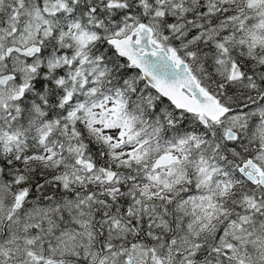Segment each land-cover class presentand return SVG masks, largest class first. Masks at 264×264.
Instances as JSON below:
<instances>
[{
	"label": "rangeland",
	"instance_id": "obj_1",
	"mask_svg": "<svg viewBox=\"0 0 264 264\" xmlns=\"http://www.w3.org/2000/svg\"><path fill=\"white\" fill-rule=\"evenodd\" d=\"M124 1L129 4V0H0V76L11 72L18 75L15 82L0 87V108L11 105L19 86L28 85L41 67L50 71L70 63L76 67L72 65L74 74L62 73H67L71 84L60 102L63 113L42 123L44 129L37 124L41 112L35 106V118L25 131L18 130L13 118L9 120L13 123L0 121L6 128L0 129V157L15 165L9 180L0 179L2 208L7 203L6 210L0 211V231L14 246L18 241L16 255L25 257L21 263L14 262L9 242L5 241L0 247V256L4 255L0 263L64 264L69 260L61 259L65 254L84 253L90 257L88 247L83 246L99 241L106 250L113 249L106 254L98 250L95 264H155L156 258L162 264H264V189L235 176L248 159L264 166V94L258 93L262 102L245 98L241 103L244 110L231 106L229 115L219 124H209L211 145L204 152L189 145L193 134L164 143L154 131L141 142L139 133L131 131L132 121L126 111L103 97L106 93L99 85L101 73L86 55L99 40L123 38L142 23L153 30L155 48L164 49L159 40H165L166 31L184 38L188 47L196 46L197 50L203 49L204 43L210 44L215 50L216 75L229 78L238 53L251 54L264 66V0H247V13L238 14L243 3L239 0H130L140 12L125 10L123 16L109 23H104L94 10L101 8L113 21L110 8ZM73 7L86 9V24L80 22ZM166 15L174 22L164 25ZM88 24L99 30H92ZM51 37L61 46L57 52L62 54L41 53L32 60L6 57L9 46L25 49ZM65 47L71 54H65ZM164 50L198 70L196 52L188 54L191 61H186L175 50ZM29 67L34 68L33 72ZM240 82H234L235 89ZM248 83L243 80L240 85ZM77 100L78 105L74 104ZM174 117L188 124L195 119L181 113ZM227 130L236 133L238 139L226 141ZM76 131L99 139L106 147L108 161L100 164L87 158L84 136ZM31 132L38 134L34 144L28 136ZM243 135L254 144L251 150L242 144ZM169 152L178 158V164L152 172L151 162ZM216 152L218 159L214 158ZM65 153H70L69 160L59 159ZM44 166H58L53 172L56 176L50 180L59 183L63 197L53 200L49 208L22 204L17 210L15 198L38 192V185L26 174ZM129 167H138V174L125 178L122 169ZM107 170L116 175L111 183H106L104 177ZM51 186L48 184V190ZM46 193L47 198L52 196ZM11 218L10 227H5ZM207 241L213 248L197 261L194 256ZM48 242L53 244L49 247Z\"/></svg>",
	"mask_w": 264,
	"mask_h": 264
},
{
	"label": "trees",
	"instance_id": "obj_2",
	"mask_svg": "<svg viewBox=\"0 0 264 264\" xmlns=\"http://www.w3.org/2000/svg\"><path fill=\"white\" fill-rule=\"evenodd\" d=\"M246 1L247 0H239V2L243 3L241 4L242 9L239 10L237 14L239 12L247 13L245 10ZM131 2L129 0V4H127V1L116 3L113 8H110L113 12L112 14L114 15V17L112 15L113 21L108 18L106 11H102L97 7H95L94 10L100 19L104 21V23L114 22L123 16L122 13L125 10L130 9V11L135 14L140 12V7H138V5L135 3L131 4ZM83 6L86 5L83 4ZM73 8L74 13L79 17L80 22L86 24L87 19L84 16L86 9L78 7ZM103 9H106V7ZM105 18L109 21L104 20ZM171 22L174 21H171L167 15L164 17V19H162V23L164 25H169ZM89 27L92 30H99V28L94 25H90ZM166 35L167 37L164 41L161 39L159 40V44L162 48L175 50L178 55L183 57V59L186 61L190 60L188 59V54H193V52H196L195 64L198 65V70H194L192 66V73L197 78L199 84L203 86L207 92L215 95L220 103H222L228 109L232 106L236 107L237 109L244 110L242 108L243 104H241L244 102L243 99H258V93L264 94V66L259 65L253 55L238 53L235 58V62L232 63V65H237L241 71V79L239 81H250V83L245 85H240L241 82L238 83V87L235 89L236 85H233L235 81H231L229 78H222L216 75L217 70L215 68L214 47H212L210 44L204 43V48L197 50L195 48L196 46L188 47L184 38L173 37L170 33H168V31H166ZM48 40L44 42L43 53L53 52V54H62L61 52H57L62 50L60 49L61 46L57 43H54V39L52 37ZM95 45L97 49H93L86 55L101 73L99 85L106 93L103 95V97L113 96L117 99L116 102L118 101L117 104L119 103L120 109L126 111V113L130 116L132 121L131 131L133 133H139L137 138L140 141L144 138L148 140L150 133L154 131L157 133L158 140L164 143H168L170 141L174 142L175 140L180 139L187 134H193L194 136L192 140L189 141V145H195L198 150L203 152L206 148H208L211 139L209 137L207 127H203L196 118L193 119V122L190 124H188L185 120L178 118L176 119L174 116L178 112L175 111L170 103L152 91V89H150L144 83L137 71L129 69L128 64L116 55V53L106 41L99 40ZM67 53L71 54V51L67 50L65 47V54ZM72 65L74 66V63H70L61 69L52 70L51 72H48L46 68H41L39 73H37L32 79L33 82L31 84V89L28 92V97H33L35 102L34 106L37 104L36 107L40 110L41 115L44 116L45 120L49 117L53 118L57 112L62 109V107L60 108V100L64 97L67 91L66 87L71 85L70 81L67 80V73H62L69 71L70 75L74 74V68ZM42 74H44V76H42ZM217 92H220L221 94L224 93V95L218 94ZM236 96L240 97L241 99H236ZM28 100L30 99L28 98ZM259 101L262 102V100ZM76 102L79 101L77 100ZM181 114H183L184 117L190 118L189 115L185 113ZM76 129L78 130V128ZM76 133L80 136H84L83 132ZM242 137L244 138L242 144L245 145V149L251 150L254 144L251 142L250 137L246 136V139L244 135ZM83 143L87 149V158L90 160L92 158L100 164L106 163L108 161L105 154L106 147L99 139H95L90 135H86L83 137ZM151 143V140H149V144ZM70 144H73V142H70ZM69 155L70 153H65L63 156H60L59 159L64 158L65 160H69ZM214 158H219L218 152L215 153ZM55 162L56 160L52 163ZM57 169L58 166L52 168L44 166L43 168H39L40 172L38 169H33V171L28 172L26 175L29 180H36L35 182L38 184V178H53L56 176L53 175V172H55ZM41 170L43 172H41ZM137 170L138 167L135 169L133 167L122 169L125 178L136 176L138 174ZM235 176L240 181L247 183L239 176V174H236ZM43 180H40L41 183H43ZM50 184H53L50 190H48V186L45 185L44 187L40 188V191L49 192L50 195L55 196V194L59 193V188L57 187L58 184L53 182V180H50ZM139 233H141V230ZM212 245L208 243V241L204 242L194 258H196L197 261H200L202 256L205 258L206 252L208 253L213 248Z\"/></svg>",
	"mask_w": 264,
	"mask_h": 264
},
{
	"label": "water",
	"instance_id": "obj_3",
	"mask_svg": "<svg viewBox=\"0 0 264 264\" xmlns=\"http://www.w3.org/2000/svg\"><path fill=\"white\" fill-rule=\"evenodd\" d=\"M153 30L143 24L136 26L132 32L124 38H112L107 44L116 54L129 63V68L137 70L143 79L157 94L168 100L179 111L197 116L202 124L217 122L224 117L228 110L222 107L218 100L204 90L191 74L188 64L180 60L175 54L168 55L165 50L154 48L152 45ZM16 52L19 56L33 57L39 52V48L31 46L26 49L10 48L7 55ZM12 75L0 78V85L12 79ZM241 78V72L234 65L230 72V80L237 81ZM227 141H235L237 135L227 131ZM178 158L172 153H165L157 157L152 165V171L166 168L177 163ZM248 168L247 172L243 169ZM241 175L252 185L260 184L264 188V175L258 166L251 160L242 165L239 170ZM106 183L115 179L112 171L104 173ZM257 177L260 180H257ZM155 264H160L155 259Z\"/></svg>",
	"mask_w": 264,
	"mask_h": 264
},
{
	"label": "flooded vegetation",
	"instance_id": "obj_4",
	"mask_svg": "<svg viewBox=\"0 0 264 264\" xmlns=\"http://www.w3.org/2000/svg\"><path fill=\"white\" fill-rule=\"evenodd\" d=\"M39 46L41 47V51H42V53H43V50H44V43H41V45L39 44ZM15 48L16 47H18V46H14ZM9 48H12V46L11 47H9ZM43 49V50H42ZM13 55H15V56H18L16 53H11L8 57L10 58L11 56H13ZM7 57V56H6ZM7 57V58H8ZM19 57V56H18ZM21 59H23V58H21ZM29 70L30 71H32L33 72V70H34V68L33 67H29ZM49 71V70H48ZM191 71H192V69H191ZM12 73V75H14V79H12V81H10L7 85H6V87L11 83V82H15L16 80H17V76L18 75H16L15 73H13V72H11ZM11 73H9V74H11ZM36 74H37V72H36ZM6 75V74H5ZM1 76H3V75H1ZM19 78V77H18ZM32 82H33V80H31L30 82H29V84L28 85H24V86H19V88H18V91L17 92H15L14 94H13V96H12V99H13V102L11 103V105H9L8 107H6V108H4V110L2 109V108H0V121L2 120V121H4V122H10V123H13L14 121H9L11 118H13V119H15V121H16V123L19 125V127H18V129H19V131L21 130V131H25V129H26V127H27V124L28 123H30V122H32V118L34 119L35 118V116H34V113H33V110H32V106H34V104H35V102H34V99H33V97H28V92L30 91V89H31V84H32ZM18 94H21V96L18 98V97H16V95H18ZM30 99V100H28V98ZM63 99V98H62ZM26 102V103H25ZM32 102V103H31ZM34 102V103H33ZM74 104H79V102H76L75 101V103ZM26 105H27V110L29 111H27L26 110ZM16 109H15V108ZM62 113H63V111H62V109L61 110H59L58 112H57V114L53 117V118H47L46 120H45V118L41 115V113H40V119H37V124H39V126L40 127H42L43 129H44V127H43V124L42 123H45L46 121L47 122H50V121H52V120H54V119H56V118H58V117H60L61 115H62ZM32 114V115H31ZM11 117V118H10ZM32 117V118H31ZM28 118V119H27ZM28 121H30V122H28ZM22 127V128H21ZM2 128V129H1ZM47 128H49V126H47ZM0 129H1V131L3 130V131H5L6 130V128L4 127V125L0 122ZM25 134H27V132H24ZM30 135V136H29ZM29 138H30V141H31V143L32 144H34L35 142H36V140L35 139H37V136H38V134L37 133H34L33 132V134H32V132L31 133H29ZM28 140V139H27ZM248 160H251V159H248ZM247 160V161H248ZM247 161H245V162H247ZM253 163H255L257 166H258V168L261 170V172L263 173V175H264V166H262L261 164H259L255 159H252L251 160ZM245 162H242L241 163V165H240V167L238 168V172H239V175H241V173H240V168L242 167V165L245 163ZM3 164V165H2ZM0 179L1 180H3V179H5V180H9V174H11L12 172H13V169H14V167H15V165H13L12 163L10 164V162L9 161H7V160H5V159H1V157H0ZM7 165H9V166H7ZM177 165V164H176ZM13 168H12V167ZM173 166H175V165H173ZM7 168V169H6ZM169 168H171V167H169ZM169 168H167V169H169ZM5 170H6V172H5ZM249 169L248 168H245L243 171L244 172H247ZM5 173V174H4ZM8 174V175H7ZM29 179V178H28ZM48 179H50L49 177H46V178H44V182L43 183H41V181H39L38 182V192H32V193H30L29 194V197H28V195L27 194H23V195H20L21 197L20 198H15V202H14V206H15V208L18 210L20 207H22V204H26V207H30V206H34V205H40V206H43V208L44 207H46V208H49V207H52V205H54V203L52 202L53 200H55V199H59V198H62V197H60V193H57V194H55V195H57V196H53V197H50V199L48 200V199H46L47 198V195H48V193H46V192H42L41 193V191H40V188L41 187H43V186H45V185H47L48 186V184H50V180H48ZM0 180V185H1V183H2V181ZM257 180L259 181L260 180V178H258L257 177ZM31 181H33V180H31ZM46 182H49L48 184H46ZM55 183H57V182H55ZM43 184V185H42ZM58 185H59V183H57ZM41 186V187H40ZM255 188H258L259 187V185H256V186H254ZM68 195V194H67ZM8 196V195H7ZM17 196V195H16ZM45 197V198H43V197ZM49 196V195H48ZM43 198V199H42ZM73 197H71V198H68V199H72ZM7 199V198H6ZM20 199H22V200H20ZM44 199H46L45 200V202H44ZM0 200H2V197H1V194H0ZM9 201H12V198H11V200H9ZM47 201V202H46ZM50 201V202H49ZM20 202V203H19ZM47 203V205L45 206V205H43V204H46ZM49 203H51V204H49ZM50 205V206H49ZM5 207H7V203H5ZM2 208V204H1V202H0V211H4V210H6V208ZM12 220H13V218H11L10 220H7L6 221V223L4 224V226L6 227V226H9L10 227V224L12 223ZM0 229H1V227H0ZM4 236H5V238H4ZM3 236V233H2V230L0 231V247H1V245H2V243H4L5 241L6 242H9V247H10V250H9V253H12L13 255H14V259H13V261L15 262V261H17V262H23V261H25V257L22 255V256H18V255H16V253L15 252H17L18 251V249L16 250V247H18V245H19V243H18V241H16L15 240V243H16V246H14V244H12V242H11V239H9V237L8 236H6V235H4ZM5 239V240H4ZM9 239V240H8ZM86 241V240H85ZM98 241V240H97ZM52 244H53V242H51ZM51 243H49V246L50 245H52ZM85 243H87V241L85 242ZM98 243L99 244H97V242H90V245H84L83 247H88V249H89V252H90V257L89 256H87L86 254H84V253H82L81 255H79V256H75L74 254H71V255H67V254H65L61 259H69V260H65L64 261V264H68V263H66V262H69L70 264H80V263H84V264H86L87 262H90V264H95V260L98 258V250H99V253L100 254H106L108 251H110L111 249H113V247H107V250H106V248L104 247V245L102 244L103 242H99L98 241ZM132 243V242H131ZM123 244H126L125 242H123ZM130 244V243H129ZM14 246V247H13ZM108 248H111V249H109L108 250ZM103 249H105V250H103ZM12 250V251H11ZM4 255H1L0 256V260H2V257H3ZM8 256V255H7ZM9 257V256H8ZM16 257V258H15ZM21 257V258H20ZM23 258V259H22ZM32 259V257H30L29 258V261H32L31 260ZM28 260H27V263H30ZM0 264H10V263H0ZM162 264V263H161Z\"/></svg>",
	"mask_w": 264,
	"mask_h": 264
},
{
	"label": "bare ground",
	"instance_id": "obj_5",
	"mask_svg": "<svg viewBox=\"0 0 264 264\" xmlns=\"http://www.w3.org/2000/svg\"><path fill=\"white\" fill-rule=\"evenodd\" d=\"M108 2V1H107ZM74 3V2H73ZM111 5V4H110ZM13 7V6H12ZM19 9V8H18ZM17 9V10H18ZM101 9V8H100ZM92 10V9H91ZM70 11V10H69ZM11 12V11H10ZM101 12V11H100ZM59 13V12H58ZM90 13V12H89ZM99 13V12H98ZM110 13V12H109ZM91 14V13H90ZM107 15V14H106ZM110 15V14H109ZM90 16V15H89ZM95 16H96V14H95ZM111 16V15H110ZM86 17V16H85ZM91 17V16H90ZM98 17V16H97ZM102 17V16H101ZM112 17V16H111ZM113 17H114V15H113ZM135 17V16H134ZM142 18V17H141ZM56 19V18H55ZM86 19H88V17L86 18ZM90 20V19H89ZM104 20H106V21H109V20H107L106 18L104 19ZM111 20V19H110ZM103 21V20H102ZM59 22V21H58ZM87 23H91V21L90 22H87ZM116 24V23H115ZM101 25V24H100ZM108 25V24H107ZM88 26H90L89 24H88ZM55 27V26H54ZM2 29V28H1ZM108 30V29H107ZM109 31V30H108ZM132 32V31H131ZM53 33V32H52ZM218 34V33H217ZM129 35V34H128ZM40 37H42V36H40ZM126 37V36H125ZM124 38V37H123ZM112 39V38H111ZM115 39V38H114ZM117 39H121V38H117ZM109 40V39H108ZM108 40H106V42L108 41ZM184 40V39H183ZM48 41H50V40H48ZM55 43V42H54ZM53 43V44H54ZM176 43V42H175ZM40 44V43H39ZM52 44V43H51ZM41 45V44H40ZM59 45V44H58ZM57 45V46H58ZM185 45V44H184ZM15 46V45H14ZM14 46H12V48L14 47ZM34 47H37V48H39V52L37 53V54H35L33 57H28V58H26V57H23V56H19L16 52H12V53H16L20 58H23V59H26V60H32V59H34V58H36L38 55H40L41 53H42V51H41V47L39 46V45H33ZM207 46V45H206ZM205 46V47H206ZM9 47H11V46H9ZM31 47V46H30ZM47 47V46H46ZM16 48H20V47H16ZM26 48H29V47H26ZM25 48V49H26ZM10 49V48H9ZM49 49V48H48ZM43 50V49H42ZM7 53V52H6ZM53 53V52H52ZM201 53V52H200ZM11 54V53H10ZM9 54V55H10ZM44 54V53H43ZM45 54H48L47 52L45 53ZM173 54H175V53H173ZM51 55V54H50ZM49 55V56H50ZM53 55V54H52ZM176 55V54H175ZM6 56L8 57V55L6 54ZM177 56V55H176ZM178 57V56H177ZM198 57V56H197ZM11 59H12V57H11ZM24 62V61H23ZM41 68H44V67H41ZM40 68V69H41ZM39 69V70H40ZM61 69V68H60ZM50 71V70H49ZM48 71V72H49ZM51 72V71H50ZM38 73V72H37ZM46 73V72H45ZM44 73V74H45ZM44 74H42V76H44ZM262 74V73H261ZM7 75H12V73L11 74H6V75H3V76H7ZM3 76H0V78L1 77H3ZM13 76V78L12 79H14V75H12ZM225 76V75H224ZM205 78V77H204ZM12 79H10V80H8L7 82H6V84L3 86V85H0V87H2V88H5L6 87V85L10 82V81H12ZM142 79V78H141ZM211 79V78H210ZM143 80V79H142ZM220 80V79H219ZM206 82V81H205ZM145 83V82H144ZM146 84V83H145ZM150 89H152L148 84H146ZM152 91H154L153 89H152ZM155 92V91H154ZM156 93V92H155ZM157 94V93H156ZM211 94V93H210ZM159 97H161V98H163L162 96H160L159 94H157ZM212 95V94H211ZM21 96V94H18V95H16V97H20ZM214 98H216L215 97V95H212ZM31 99V98H30ZM163 99H165V98H163ZM217 99V98H216ZM166 100V99H165ZM218 100V99H217ZM166 101H168V100H166ZM37 102V101H36ZM169 102V101H168ZM218 102H219V104L222 106V107H224V108H226L227 110H228V112L224 115V117L225 116H227V115H229V113H230V109H228L227 107H225L222 103H220V101L218 100ZM26 103V102H25ZM32 103V102H31ZM34 103V102H33ZM170 103V102H169ZM47 104V103H46ZM37 105V104H36ZM36 105H35V107H36ZM170 105H171V103H170ZM44 106V105H43ZM47 106V105H46ZM172 106V105H171ZM173 107V106H172ZM15 108V107H14ZM174 109H175V111L176 112H178V113H185V114H187V115H190V114H188V113H186V112H183V111H179V110H177L175 107H173ZM16 109V108H15ZM44 112V111H43ZM42 112V113H43ZM32 115V114H31ZM43 116V115H42ZM44 117V116H43ZM224 117H222L221 119H223ZM11 118V117H10ZM32 118V117H31ZM28 119V118H27ZM221 119H219L217 122H215V124H218V123H220V120ZM31 120H34L33 118L31 119ZM28 122H30V121H28ZM22 128V127H21ZM19 130V129H18ZM21 131V130H20ZM76 132H79V131H76ZM64 133V132H63ZM225 133H227V131L225 132ZM25 134V133H24ZM33 134V133H32ZM77 135V134H76ZM30 136V135H29ZM218 136V135H217ZM31 138V137H30ZM195 138V137H194ZM36 140V139H35ZM211 145V144H210ZM77 148V147H76ZM233 148V147H232ZM260 158V157H259ZM39 160V159H38ZM35 161V160H34ZM155 161V160H154ZM154 161H152L151 162V165H150V168L152 169V165H153V163H154ZM11 164V163H10ZM3 165V164H2ZM1 166V165H0ZM7 166H9V165H7ZM12 167V166H11ZM13 168V167H12ZM242 168V167H241ZM240 168V169H241ZM7 169V168H6ZM245 169V168H244ZM243 169V170H244ZM38 171H39V169H38ZM107 171H111V170H107ZM5 172H6V170H5ZM40 172V171H39ZM41 172H43L42 170H41ZM106 172V171H105ZM104 172V173H105ZM113 172V171H112ZM114 173V172H113ZM5 174V173H4ZM19 174V173H18ZM115 174V173H114ZM8 175V174H7ZM47 176V175H46ZM52 177V176H51ZM55 177V176H54ZM104 177H105V175H104ZM115 177H116V175H115ZM240 177L242 178V179H245L242 175H240ZM44 178V177H43ZM48 180H50V179H48ZM105 180H106V177H105ZM36 181V180H35ZM38 181H40L39 179H38ZM44 182V181H43ZM52 182V181H51ZM21 183V182H20ZM38 183V182H37ZM45 183V182H44ZM19 184V183H18ZM9 185V184H8ZM43 185V184H42ZM53 185V184H52ZM20 186H22V184L20 185ZM41 187V186H40ZM44 187V186H43ZM39 188V187H38ZM103 192V191H102ZM42 193V192H41ZM79 193V192H78ZM106 194V193H105ZM43 197V196H42ZM51 197H53V196H51ZM63 197V196H62ZM43 198H45V197H43ZM42 198V199H43ZM247 198V197H246ZM46 199H48V198H46ZM46 199H44V202H45V200ZM50 199V198H49ZM48 199V200H49ZM77 199H78V197H77ZM20 200H22V199H20ZM47 202V201H46ZM50 202V201H49ZM20 203V202H19ZM49 204H51V203H49ZM41 205V204H40ZM40 205H38V206H40ZM43 205H47V203L46 204H43ZM62 205V204H61ZM73 205V204H72ZM35 206V205H34ZM50 206V205H49ZM53 206V205H52ZM56 206V205H55ZM59 206V205H58ZM43 207V206H42ZM74 209V208H73ZM47 210H49V209H47ZM34 211V210H33ZM42 211V210H41ZM118 212V211H117ZM48 213V212H47ZM61 213V212H60ZM52 214V213H51ZM56 214H57V212H56ZM59 214V213H58ZM83 214V213H82ZM140 214V213H139ZM41 217V216H40ZM45 217V216H44ZM119 217V216H118ZM74 219V218H73ZM70 220V219H69ZM22 221V220H21ZM52 221V220H51ZM88 221V220H87ZM48 223V222H47ZM50 223H48V227L49 226H51V225H49ZM41 225V224H40ZM47 225V224H46ZM58 225V224H57ZM30 226V225H29ZM29 226H27L28 228H29ZM35 227H37V225L35 226ZM41 227V226H40ZM39 227V228H40ZM46 227V226H45ZM52 227V226H51ZM8 228V227H7ZM28 228H26V229H28ZM54 228V227H53ZM67 228V227H66ZM41 229V228H40ZM52 229V228H51ZM12 230V229H11ZM53 230V229H52ZM64 230V229H63ZM28 231V230H27ZM41 231V230H40ZM39 231V232H40ZM65 231V230H64ZM140 231V230H139ZM8 232V231H7ZM38 232V233H39ZM47 232V231H46ZM48 232H51L50 230H48ZM63 232V231H62ZM17 233V232H16ZM99 233V232H98ZM152 233V232H151ZM9 234V233H8ZM24 234V233H23ZM40 234V233H39ZM53 235V234H52ZM37 236V235H36ZM80 236V235H79ZM44 237V236H43ZM36 239V238H35ZM38 239V238H37ZM43 239V238H42ZM112 239V238H111ZM39 240H40V238H39ZM57 240V239H56ZM126 240V239H125ZM47 241V240H46ZM55 241V240H54ZM58 241V240H57ZM128 241V240H127ZM35 242V241H34ZM33 242V243H34ZM37 242V241H36ZM46 243V242H45ZM49 243V242H48ZM47 243V244H48ZM39 244H40V242H39ZM52 244V243H51ZM42 245V244H41ZM111 245V244H110ZM19 246V245H18ZM51 246V245H50ZM49 246V247H50ZM56 246V245H55ZM14 247V246H13ZM21 248V247H20ZM21 250V249H20ZM112 250V249H111ZM12 251V250H11ZM19 251V250H18ZM35 252H37V251H35ZM16 253V252H15ZM19 253H21V251L19 252ZM25 253V252H24ZM54 253V252H53ZM50 255V254H49ZM21 256V255H20ZM51 256V255H50ZM163 257V256H162ZM16 258V257H15ZM21 258V257H20ZM23 259V258H22ZM43 259V258H42ZM116 260V259H115ZM138 261V260H137ZM155 261V260H154ZM196 261V260H195ZM164 262V261H163ZM116 263V262H115ZM155 263V262H154ZM209 263V262H208ZM257 263V262H256ZM160 264H161V261H160Z\"/></svg>",
	"mask_w": 264,
	"mask_h": 264
}]
</instances>
